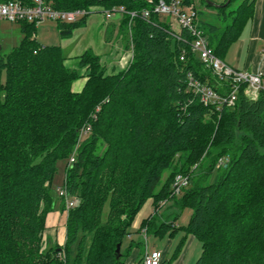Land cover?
Returning a JSON list of instances; mask_svg holds the SVG:
<instances>
[{"label": "trees", "instance_id": "obj_1", "mask_svg": "<svg viewBox=\"0 0 264 264\" xmlns=\"http://www.w3.org/2000/svg\"><path fill=\"white\" fill-rule=\"evenodd\" d=\"M150 1L45 0L62 11L123 7L138 15L125 13L120 23L132 51L126 69L109 75L86 52L78 63L88 70L80 92L72 90L81 78L78 70L64 66L60 47L35 41L33 24L18 22L20 45L8 54L0 49V264H125L138 249L129 229L149 202L152 213L138 234L172 238L180 230L178 214L190 209L182 231L201 244L195 264H264V93L252 99L242 86L233 107L204 106L188 87V75L221 96L228 82L198 60L188 32L172 36L168 18L153 11L159 0ZM254 3H204L216 12L213 23L200 21L196 11L199 28L222 61ZM144 10L148 18L141 16ZM84 19L58 22L60 38H70ZM86 125L90 133L69 165ZM220 159L227 161L218 164ZM60 162L62 185L79 203L68 211L63 247L44 251L46 217L64 209L52 190ZM177 175L188 176L189 184L175 196ZM167 202L177 213L159 214ZM182 245L168 260L165 250L160 264L175 261Z\"/></svg>", "mask_w": 264, "mask_h": 264}, {"label": "built area", "instance_id": "obj_2", "mask_svg": "<svg viewBox=\"0 0 264 264\" xmlns=\"http://www.w3.org/2000/svg\"><path fill=\"white\" fill-rule=\"evenodd\" d=\"M149 2L151 1L149 0ZM153 11L158 15L168 18L171 24L172 36L178 38L181 31L188 32L192 36V43L190 45L191 51L196 55L198 60L204 67L210 69L220 80H226L228 82V92L224 96H221L189 74L188 87L199 96L200 102L204 106L218 105L217 110L222 105L233 107L237 93L242 86L245 87V94L252 99H256L260 93H264V76L262 74L237 71L215 56L203 31L197 24V12L194 5L186 4L184 0H159ZM90 13L91 10L89 9H78L73 11L56 10L46 3L45 0H6L0 2V21L10 23L26 22L33 24L35 27L45 21L71 24L86 18ZM103 13L106 19H110L115 14L123 15L126 12L123 7H118L110 11H103ZM126 14H128L130 18L138 16L135 12ZM141 16L143 18H148L149 12L144 10L141 12ZM170 19L176 21L179 27L178 31L173 29ZM180 60H183V57H181ZM90 130L91 127L89 125L80 129L78 133V143L68 160L69 165L74 163L76 149L88 136ZM226 161V159H220L218 164H223ZM188 184V176L177 175L172 184L173 195H180ZM55 192L56 195L64 201L67 211L78 206V199L74 196H70L64 185L56 187ZM143 235L145 236L144 231ZM161 260L162 252L145 250L141 264H160Z\"/></svg>", "mask_w": 264, "mask_h": 264}, {"label": "crops", "instance_id": "obj_3", "mask_svg": "<svg viewBox=\"0 0 264 264\" xmlns=\"http://www.w3.org/2000/svg\"><path fill=\"white\" fill-rule=\"evenodd\" d=\"M92 13L101 15L103 23L95 18H85L84 24L73 30L70 38H61L60 44L57 45L65 58L64 66L78 70L81 77L72 84L74 92L81 91L85 83L84 76L88 74L87 67L78 68L80 57L84 53L90 52L97 56L109 75L126 69L132 58V52L125 47L126 43L120 34L123 15L115 14L106 19L103 10L96 7L92 8L90 14ZM36 30L35 41L41 46H50L37 41ZM223 61L237 71L260 73L264 76V0H255L252 17L245 24L238 39L228 48ZM58 225H62L61 228H57ZM63 225L65 226L64 214L58 209L50 212L46 218V232L49 238L56 241L59 231L63 228L65 230ZM57 243L61 244L60 241ZM137 254L138 250L134 249L125 264H133Z\"/></svg>", "mask_w": 264, "mask_h": 264}, {"label": "rangeland", "instance_id": "obj_4", "mask_svg": "<svg viewBox=\"0 0 264 264\" xmlns=\"http://www.w3.org/2000/svg\"><path fill=\"white\" fill-rule=\"evenodd\" d=\"M209 2L213 3L214 5H222L223 0H208ZM192 4L195 7L196 11L201 12L200 21L204 22H211L213 23L216 20L215 11L211 8H207L204 6L205 0H191ZM93 7H91L89 10H92ZM87 19H98L101 23H103V18L101 15L92 13L89 16L86 17ZM172 22L173 29L175 31H178L179 27L176 21L170 19ZM56 22H50L45 21L42 24H39L36 30V39L38 42L50 45V46H57L61 42V38L59 36L58 27L56 24H53ZM22 40V34L20 32L19 24L17 23H10L6 21H0V49L1 54H8L12 48H15L20 45ZM124 41V40H123ZM126 42V41H125ZM125 47H127L130 51L131 49L127 46V43L125 44ZM132 52V51H131ZM132 59V58H131ZM131 61V60H130ZM130 63V62H129ZM128 63V65H129ZM64 165L62 162L57 164V172L54 175V182L52 184V190L56 195L55 189L56 187L62 185L64 180ZM165 177V175L163 176ZM59 198V197H58ZM171 202H167L164 204V206L161 207L159 210V214L165 215V214H175L177 213L176 210L171 209ZM70 211V210H69ZM60 212V211H59ZM65 216V223L66 218L68 215V211L66 209L65 203H64V209L61 212ZM107 213V206H105V214ZM152 213V207L151 203H147L145 207L140 211V213L136 216L132 226L129 229V232L131 234V238L135 240L138 246V252H143L145 250L148 251H160L164 252L166 250L165 260H168L172 254L175 252L177 246L183 240L182 248L179 252V257L173 261L171 264H195L196 260L199 258L201 253V244L200 242L190 236L185 235V233L182 231L183 227H186L190 220L191 210L185 209L182 211L175 223L177 227H180V230L172 237L169 238L168 235H165L161 239L155 238L152 235L144 236L142 233L138 234L137 230L139 229V225L141 221L149 216V214ZM47 218V217H46ZM169 218V217H168ZM62 225H58L57 228H61ZM64 226V225H63ZM46 227V222H45ZM65 227V226H64ZM48 228L46 227V230ZM44 232L42 237V247L41 250H47L50 247H54L58 245L57 241H60V245H58L59 248H62L65 242L66 238V231L61 229L59 233L57 234L56 241H53L49 238L47 232ZM128 241H125L122 247V251L126 249V244ZM61 258H63V254H59ZM136 261V260H135ZM133 264H136L134 262Z\"/></svg>", "mask_w": 264, "mask_h": 264}, {"label": "water", "instance_id": "obj_5", "mask_svg": "<svg viewBox=\"0 0 264 264\" xmlns=\"http://www.w3.org/2000/svg\"><path fill=\"white\" fill-rule=\"evenodd\" d=\"M231 0H227L224 5H214L213 3L209 2L208 0H205V3L208 4L209 6H215V7H222L227 5ZM116 254H117V259L120 258V246H117L116 248Z\"/></svg>", "mask_w": 264, "mask_h": 264}]
</instances>
